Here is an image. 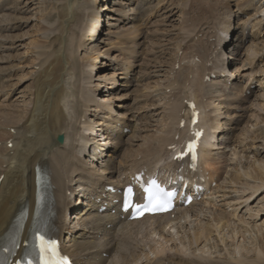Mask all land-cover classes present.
<instances>
[{"label":"rangeland","instance_id":"rangeland-1","mask_svg":"<svg viewBox=\"0 0 264 264\" xmlns=\"http://www.w3.org/2000/svg\"><path fill=\"white\" fill-rule=\"evenodd\" d=\"M8 1L0 0V5ZM13 1L15 0L9 4L11 6L18 4V9L14 7L0 11V15L18 17L17 20L4 23L6 27L0 28V36L12 34L19 37L14 48L0 51L4 56H14L10 63L0 64V85L4 86V90L0 92V116L12 112L17 116L21 110L29 106L33 98L38 66L45 56L44 53L47 52L49 55L52 51L48 49L51 35L47 30L52 29L57 7L64 4L65 0H40L37 4L30 3L31 0H16L17 4ZM95 1L92 4L95 7L96 18L102 16L103 21H97L98 19L94 21L92 31L86 35L82 47L71 54L72 57L79 59L80 68L82 63L88 65L90 62V67L85 65L82 73L79 70L73 72L74 79L89 77V68L92 72L102 74L101 78L97 79V75L92 76L91 73L93 78L80 81L78 85L81 87L84 83L82 86L84 92L88 88L92 89L88 85L93 86L97 93L93 99H98L96 100L98 106L94 102H88L87 106L79 108L82 111L77 120L78 133H82L90 141L88 154L93 145L103 144L104 135L110 133L113 137L122 121L127 125H133L136 121L135 129L123 127L121 132L124 136L122 142L120 141L121 144L115 145L116 140L110 139L111 145L107 143L101 151L110 154L109 157L100 156L111 160L114 163V170L121 167L120 163L125 158V154L140 150L146 142H158V135L155 133L157 129L152 125L154 123L146 129L143 126L144 121L158 120L155 122L156 126L169 122L166 117L159 115L164 103L170 99L183 102L184 98H177L185 91L189 93V88L184 89V85L175 79L180 70L179 66L187 63L191 55L190 46L198 45L201 41L207 44L209 53L212 50L214 53L208 56L206 65L213 67L214 73L204 75L211 68L204 72L203 87L214 90L215 87L221 86L228 91L227 95L222 96L211 94L208 98L205 95L202 100L203 104H209L205 105V112L217 122L215 129L209 130L210 136L214 131L209 149L215 166L219 168L218 171L222 176L218 181H213L210 189H206L205 195L196 200L198 204L194 205V209L197 213L199 211L197 220H193L196 217L193 215L181 220V224L186 221L183 225L185 227L179 228L177 236L173 235L175 239L186 233L190 236V241H193V229L199 223H207L209 225H205L210 230L209 238H202L197 244L189 243L188 238H183L184 245L179 244L177 239L170 240L167 246L171 249L167 252L202 261L208 260L212 263L213 261L235 263L239 260L244 261L245 264L264 263V256L257 258L255 252V246L256 250H264V170L256 169L251 173L249 169L257 167L258 161L264 166V121H262L264 120V10H260L264 8V0ZM78 2L81 4L84 0ZM85 5L83 10L87 14L89 5ZM101 5L104 6L103 11L99 9ZM97 23L101 26L100 29H97ZM84 24L85 22L82 23L81 28H84ZM199 28L200 31L197 32ZM93 34L99 39L95 42L98 44L95 48L90 45L94 39ZM205 36L210 38L207 39ZM252 50L257 52L249 53ZM106 52L112 55L110 61ZM183 57L188 58L183 59ZM102 59L106 60L104 62L107 64L102 63L98 66ZM181 59L183 60L180 61ZM190 60L192 63L199 61L197 56ZM11 65L14 67L10 68ZM73 78L68 80L70 82L68 87L72 91ZM78 86L76 85V91L80 92ZM80 96L82 97V93ZM75 98L79 99L75 95L71 102L73 105ZM108 104L111 105V109H108ZM73 110L72 108L69 111L72 113ZM103 118L106 120V125L102 124ZM80 120L92 122L93 125L83 130L82 123L78 122ZM109 124L116 127L111 129ZM0 128L3 131L7 130L4 126ZM252 142L254 144H251ZM254 150L258 153L253 154ZM77 155L78 153L75 154V161L80 157V153ZM140 156V154L136 156L137 161ZM101 163L99 159L90 163L83 156L81 157L80 169L86 175H91L90 178L85 177L90 186L81 183V187L91 190L92 180L101 181L97 178L104 175L99 173L103 164ZM237 174L240 178H236ZM76 177L74 180L78 179ZM258 187L260 188L256 190ZM80 190L82 189H77L71 196L69 200L71 208L86 207L81 204L80 199L86 202L88 200L79 195ZM107 190L110 189L107 187ZM90 194L92 195V191H89L88 195ZM72 212L71 209L66 217V229L62 233L63 243L70 244L72 241L68 240L71 237L75 241L82 239L92 241L90 234L87 237L80 235L87 230L88 224L75 223L76 218H73ZM216 215H224L225 222L221 224L222 226L220 223L216 225L213 220ZM187 219L192 224H189ZM141 230H144V226ZM174 231L171 230V233ZM232 232L234 240L229 237L228 239L227 234L222 235V233L232 235ZM205 245L203 252L198 249ZM237 246L245 247L249 251L242 253L241 250L237 253ZM141 250L136 251L138 256L145 254L144 250L147 251V247L142 246ZM152 256L153 254L150 253L149 258H153ZM115 261V256H111L104 264H113ZM145 261L146 258L141 257L132 264H143Z\"/></svg>","mask_w":264,"mask_h":264},{"label":"bare ground","instance_id":"bare-ground-1","mask_svg":"<svg viewBox=\"0 0 264 264\" xmlns=\"http://www.w3.org/2000/svg\"><path fill=\"white\" fill-rule=\"evenodd\" d=\"M15 1L13 3L17 4ZM94 1L84 0V3L80 4L78 0H65L64 4H60L57 7L54 14L55 23L52 29L47 30L51 35L48 49L52 51L49 55L47 52L44 53L45 56L43 55L44 57L38 66V73L36 72L37 78L34 81L33 98L29 106L21 110L17 116L13 114L14 112L0 116V126L7 128L6 131L0 128L2 131L0 132V241L3 239L8 227L14 223L15 217L22 207H26L28 210L24 223L25 229L30 227L34 209L35 169L38 168L49 179V191L53 196L52 205L56 209V213L52 218L53 225L56 228L54 236L58 239L62 252L70 257L72 264H104L111 256H115L116 258L113 264H132L133 262L136 263L141 257L146 258L143 264H245L242 260L235 263L221 261H213L214 263H212L208 260L202 261L201 259L182 257L179 254L167 252L171 249V247L167 246L170 240L174 241L177 239L179 244L184 245L183 238H188L187 242H194L195 244L202 238H209L210 230L205 225L207 223L204 222L205 224L199 223L193 229V241H190V236L186 233L174 239L173 235L177 236L179 228L185 227L183 225L186 221L181 224V220L186 217L190 218L192 215L196 216L193 220H197L199 211L197 213L194 209V205L198 204L196 200L188 206L176 205L171 213L144 217L143 219L134 221H129L127 219L128 214L120 210V189L125 184H129L137 172H143L146 175L153 172H158L162 175L173 174L174 177L182 174L188 179L198 180L205 189H210L211 183L220 179L222 173L215 166V161L211 157L209 149L212 145L210 139L214 135L213 131V135L210 136L209 130L215 129L217 122H215L216 119L214 117L205 112V105L209 104H203L202 100L206 97L205 95L208 98L211 97V94L222 96L227 95L228 91H225L221 86L220 88L215 87L214 90L203 87L202 78L204 77V72L211 68L204 75H208L211 72L214 73L213 67L206 65L209 59L208 56H212L214 51L212 50L209 53L207 44H204L202 41L198 42V45L190 46L191 55L189 58L183 57V59L188 58V61L186 64L179 66L180 70L175 76V79L184 85V89L189 88V93L185 91L177 98H184L183 102L171 101L173 99H170L164 103L159 115H163L169 120L165 125L161 123L159 126H156L155 122L158 120L146 119L144 121L143 126L145 128H150L151 124L154 123L152 125L157 129L155 133L158 135V142H146L145 146L141 147L140 150L125 154V158L120 163L121 167L114 170V163L111 160L101 158L103 155L109 157L110 154H105L101 151L107 143L111 145L112 141L110 142V139L116 140L115 145L121 144L120 141L124 136L121 132L123 127H130L131 130L135 129L134 124L136 121L133 122V125H127L125 121H122L116 132H114L113 137L110 133L104 135V139H102L103 144L101 146L98 144L93 145L88 154V147L91 145L90 141L82 133H78L77 120L78 115H81L80 111H82L79 108L88 102H94L98 106L96 103L98 99H93V96L97 95L96 89L93 86L88 85V87H92L95 91L88 88L86 89V93L82 88L84 83L81 87L78 85H80V81L89 80L94 75H97V79H100L102 74L95 71L92 72L91 68H89L92 76L89 74L87 78L82 76L81 79H74L73 72L79 70L82 73L85 65L90 67V62H88V65L82 63L80 68L79 59L72 57L71 54L82 47L86 35L92 31L94 21L96 22L97 19V21H103L102 16L96 18L95 7L92 4ZM9 2H12V0L2 3L0 11L2 9L17 8L18 4L11 6ZM39 2L40 0L30 1L33 4ZM84 4L89 5L87 7V14L83 10L85 8ZM99 9L103 11L104 6H99ZM260 10H264V8ZM17 18L16 15H0V28L6 27L5 22L17 20ZM247 19H249V15H247ZM83 22H85L84 28H81ZM97 26V29L101 28L99 23H97ZM199 31L200 28L197 32ZM96 34L92 35L94 39L92 40V44H90L94 48L98 46L95 42L99 40L96 39ZM205 37L207 39L210 38L208 36ZM18 39V35L0 36V51L14 48ZM255 52L257 51L252 50L249 53L253 54ZM106 56L109 61L112 59V55L107 52ZM195 56L198 57L199 61L192 63L190 59ZM13 57V55L4 56L0 54V64L13 60ZM102 60L98 63V66L102 65V63L107 64V62H104L106 60ZM12 67L14 65L10 66V68ZM72 78L74 82L71 83L74 88L73 91L68 87L70 83L68 80ZM101 82H103V79ZM76 85L80 88V92L76 91ZM3 88L4 86L0 85V92L4 90ZM218 92H221V94H218ZM81 93L82 97L80 96ZM75 95L79 99L75 98V104L73 105L71 102H73ZM189 101H193L199 111L198 122L193 127H191L189 117ZM108 105V109H111V105ZM72 108L74 110L71 113L69 110ZM113 121L117 122L118 120ZM207 121L208 125H206ZM78 122L82 123L83 130H87L93 125L92 122H83L81 120ZM182 122L183 125H181ZM105 123L106 120H102V124L106 125ZM109 127L113 129L116 125L111 126L109 124ZM194 127L203 130L197 162H191L186 155L174 159L173 157L177 152L178 146L191 137V131ZM58 135L63 136V142L57 141ZM254 139L252 138V140ZM251 144L254 143L252 142ZM77 153L78 155L80 153V157L75 161V154ZM257 153L258 151H253V154ZM139 154L141 156L137 161L136 156ZM82 156L90 163L93 160L97 161V159L103 163H101L103 168L101 167L99 173H103L105 177H103L104 175L97 177L103 182L92 180L91 185H93L91 190L87 187H81V183L90 186L88 179L85 177H91L90 174L86 175L80 169ZM253 163L255 164L256 161ZM261 163L258 161L257 167H250L251 173L252 171L255 172L256 169L264 170V166ZM114 175H116L115 178ZM75 177L78 179L74 180ZM93 178L96 177L93 176ZM236 178H240V175L237 174ZM76 183L77 186L74 187ZM107 187L110 190H107ZM259 188H256V190ZM77 189H82L79 191V195L88 200L86 202L80 199L81 204L86 206H84L85 208L74 209L69 205V200ZM89 191H92V195H88ZM203 195H205V192L202 193ZM71 209L73 210V218H76L75 223L88 224L87 230L80 233V235L84 237L91 235L92 241H84L83 239L82 241H75L71 237L68 240L72 241L70 244L63 243L62 233L66 229V217L70 214ZM216 216L213 220L216 222V225L220 223V226H222L221 224L225 222L224 215ZM187 220L189 224H192L189 219ZM194 222L196 223V221ZM200 222L203 221L200 220ZM143 226L144 230H141ZM216 228L218 227L216 226ZM171 230H175L174 233H171ZM233 232L232 235L228 233H222V235L227 234V238L229 237L234 240ZM167 236H169V239ZM142 246L147 247V251L144 250L146 253L138 256L136 251L138 249L141 250ZM205 247L206 245L197 248L203 252ZM240 247H236L238 249L237 253H240L241 250L242 253L249 251L245 247ZM256 248L255 246L257 258H262L264 250H256ZM150 253L153 254V258H149Z\"/></svg>","mask_w":264,"mask_h":264},{"label":"snow or ice","instance_id":"snow-or-ice-1","mask_svg":"<svg viewBox=\"0 0 264 264\" xmlns=\"http://www.w3.org/2000/svg\"><path fill=\"white\" fill-rule=\"evenodd\" d=\"M195 135L199 136V133ZM194 149V142L189 143L188 151L192 152ZM155 185V181L152 182ZM147 191V190H146ZM171 195V194H169ZM125 210L132 208L135 210H141L147 207H151L153 210H164V204L159 200H151L149 204L134 205L131 201V189L129 188L125 192ZM38 244V260L39 264H68V258L60 255L58 251V245L55 240L45 239L43 236H37ZM31 264V262H29Z\"/></svg>","mask_w":264,"mask_h":264},{"label":"water","instance_id":"water-1","mask_svg":"<svg viewBox=\"0 0 264 264\" xmlns=\"http://www.w3.org/2000/svg\"><path fill=\"white\" fill-rule=\"evenodd\" d=\"M57 141L61 143L63 141V136L62 135H58L57 136Z\"/></svg>","mask_w":264,"mask_h":264}]
</instances>
